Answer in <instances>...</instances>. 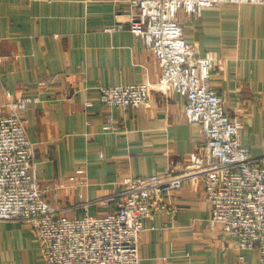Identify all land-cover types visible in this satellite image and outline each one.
Returning <instances> with one entry per match:
<instances>
[{"label": "crops", "instance_id": "0c3cea01", "mask_svg": "<svg viewBox=\"0 0 264 264\" xmlns=\"http://www.w3.org/2000/svg\"><path fill=\"white\" fill-rule=\"evenodd\" d=\"M127 1L0 0V106L6 92L15 100L41 98L25 122L41 185L67 186L61 207L78 202L70 179L76 168L88 169L86 199L100 200L91 212L105 214L130 179L181 173L203 136L200 125L186 122L185 100L176 93L153 90L148 107L129 112L101 103L99 86L155 85L161 78L143 41L117 28L130 20ZM179 18L187 41L221 64L211 84L228 110L241 102L243 146L264 157V6L226 5ZM108 117L126 134H105ZM166 202L175 215H157V230L142 233V264H259L256 251L241 261L235 242L209 226L201 182L187 181ZM0 264H42L28 225L0 220Z\"/></svg>", "mask_w": 264, "mask_h": 264}, {"label": "built area", "instance_id": "2783aa9c", "mask_svg": "<svg viewBox=\"0 0 264 264\" xmlns=\"http://www.w3.org/2000/svg\"><path fill=\"white\" fill-rule=\"evenodd\" d=\"M129 22L119 23L144 43L161 69L155 85L99 86L101 103L126 112L148 107L151 92L176 93L184 98V117L200 125L203 136L181 173L165 171L149 178L136 177L104 207L105 214H93L88 201L87 166L75 169L70 178L77 203L59 206L60 193L67 189L56 182L42 186L35 163V144L25 122L29 105L40 97L15 100L5 94L0 106V220L30 227L42 257V264H142L140 237L159 214L175 211L166 198L184 188L187 181H199L211 213L207 222L230 237L241 253L256 251L264 264V157H254L243 146L241 102L230 112L225 98L212 87V77L221 64L201 55L185 36L180 13L201 17L203 10L226 5H259L264 0H128ZM3 61L0 39V65ZM105 134H126L117 121L105 119ZM81 211L80 215L75 212ZM67 212H73L68 216ZM148 224V225H147ZM150 224V225H149Z\"/></svg>", "mask_w": 264, "mask_h": 264}, {"label": "rangeland", "instance_id": "374dc122", "mask_svg": "<svg viewBox=\"0 0 264 264\" xmlns=\"http://www.w3.org/2000/svg\"><path fill=\"white\" fill-rule=\"evenodd\" d=\"M205 198V197H204Z\"/></svg>", "mask_w": 264, "mask_h": 264}]
</instances>
